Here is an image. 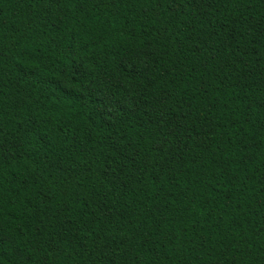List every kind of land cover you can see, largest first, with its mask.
<instances>
[{
	"label": "trees",
	"instance_id": "16d2710c",
	"mask_svg": "<svg viewBox=\"0 0 264 264\" xmlns=\"http://www.w3.org/2000/svg\"><path fill=\"white\" fill-rule=\"evenodd\" d=\"M0 264H264V0H0Z\"/></svg>",
	"mask_w": 264,
	"mask_h": 264
},
{
	"label": "snow or ice",
	"instance_id": "6c2138e0",
	"mask_svg": "<svg viewBox=\"0 0 264 264\" xmlns=\"http://www.w3.org/2000/svg\"><path fill=\"white\" fill-rule=\"evenodd\" d=\"M108 2H111V0H108Z\"/></svg>",
	"mask_w": 264,
	"mask_h": 264
}]
</instances>
